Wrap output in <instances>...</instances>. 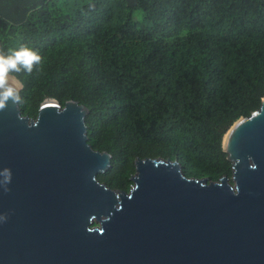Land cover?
I'll use <instances>...</instances> for the list:
<instances>
[{"label":"trees","instance_id":"trees-1","mask_svg":"<svg viewBox=\"0 0 264 264\" xmlns=\"http://www.w3.org/2000/svg\"><path fill=\"white\" fill-rule=\"evenodd\" d=\"M21 45L42 57L13 73L22 113L46 98L87 106L114 189H130L137 158L230 175L223 137L264 99V0H0V50Z\"/></svg>","mask_w":264,"mask_h":264},{"label":"water","instance_id":"water-1","mask_svg":"<svg viewBox=\"0 0 264 264\" xmlns=\"http://www.w3.org/2000/svg\"><path fill=\"white\" fill-rule=\"evenodd\" d=\"M89 113L0 110V264H264V99L223 137L230 175L137 158L129 190L98 179L112 154L89 143Z\"/></svg>","mask_w":264,"mask_h":264},{"label":"clouds","instance_id":"clouds-1","mask_svg":"<svg viewBox=\"0 0 264 264\" xmlns=\"http://www.w3.org/2000/svg\"><path fill=\"white\" fill-rule=\"evenodd\" d=\"M42 57L38 50L21 45L18 49H9L7 53L0 50V110L8 106V102L19 103L20 81L13 73L22 70L31 73L34 66L41 64Z\"/></svg>","mask_w":264,"mask_h":264}]
</instances>
